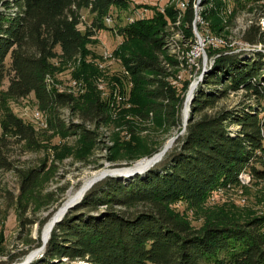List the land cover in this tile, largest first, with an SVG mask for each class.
I'll return each instance as SVG.
<instances>
[{"label": "trees", "instance_id": "16d2710c", "mask_svg": "<svg viewBox=\"0 0 264 264\" xmlns=\"http://www.w3.org/2000/svg\"><path fill=\"white\" fill-rule=\"evenodd\" d=\"M230 1L236 7L226 20L218 15L221 0L203 1L201 17L212 31H221L233 17L234 8L241 9L249 2ZM128 2L0 0V86L8 77L4 95L17 100L33 93L50 128L79 134L89 145L96 141L98 127L107 124L116 109L119 115L114 119L129 115L125 121L140 122L146 131L150 123L164 133L175 127L180 130L183 97L169 77L182 61L167 45L166 30L168 21L179 28L175 23L179 9L174 5L164 12L138 5L151 7V16L117 25L121 41L112 54L119 58L123 73L106 75L108 95L102 97L96 89L100 69L95 60L99 56L87 43L96 42L93 36L97 30L112 29L104 23V16L111 15L112 8H127ZM83 9L91 18L81 31L78 25ZM194 16L190 1L179 22L187 25L185 32L192 37ZM242 38L255 44L264 40V30L250 24ZM224 47L209 51V55H218L196 87L185 130L162 158L128 179L107 176L96 183L53 226L42 255L29 264H264V214H239L227 205L215 206L205 211L199 227H193L173 208L177 202L201 207L216 189L237 185L243 170L252 178L264 177V54L256 50L252 58L241 59L226 51L229 46ZM70 65L71 76L85 86L79 95L61 92L49 81L52 78L54 82L52 76ZM211 85L210 89L203 87ZM239 89L256 98L255 108L218 106L228 93ZM115 90L125 100L116 101ZM62 108L77 111L83 123L66 125ZM0 123V170H8L12 168L10 142L32 147L38 144L37 133L31 123L5 105L0 109ZM231 125L236 129L231 130ZM113 146L116 150L111 159L120 149L127 158L138 159L160 147L150 146L147 135L135 132ZM19 172L21 192L31 190L39 171ZM46 219L43 217L40 225ZM26 252L6 253L0 256V264L16 261Z\"/></svg>", "mask_w": 264, "mask_h": 264}, {"label": "rangeland", "instance_id": "374dc122", "mask_svg": "<svg viewBox=\"0 0 264 264\" xmlns=\"http://www.w3.org/2000/svg\"><path fill=\"white\" fill-rule=\"evenodd\" d=\"M190 1H193L195 13L194 37L187 35L185 32L187 25L179 22V17L183 15L187 3ZM203 1L129 0L128 7L125 9L112 8L110 12L112 22L104 23L108 27L113 28L97 30L93 36L96 42L87 43V48L99 56L96 58L95 63L100 69V74L96 77L95 85L100 95L102 97L106 96L105 91H107V95L109 93L107 74L123 73V67L118 57L113 56V54H102L105 50L112 53V50L120 43L121 36L116 32L117 25H124L130 20L146 18L153 13L151 7L138 5L155 6L160 12H164L169 5H174V7L179 9L178 20L175 22L177 25L179 24V28L172 25L173 21H168L166 30L170 40H168L167 45L171 47L172 51L178 52V58L182 61L174 76L169 77L171 83L176 86L183 97L181 120L184 100L192 82L196 79L198 86L202 81V76L210 69L213 58L218 55L217 52L209 55V51L212 48L225 46L222 49H226L229 46L231 49L226 51L237 54L241 59L252 58L254 56L252 52L256 50L264 54V40H258L255 43V50H253L250 44H247L248 42L242 38L243 31L250 24H254L259 30H264V0H249L248 4L243 8L238 9L240 8L238 6L237 9L234 8L233 17L226 22L221 31H212L207 21L202 19ZM184 2L186 3L185 7ZM221 3L218 15L223 20H226L232 14L233 7L236 6L230 0H221ZM213 10L217 11L216 8H213ZM211 12L207 14L209 17H212ZM81 14L82 18L78 27L81 31H84L89 25L91 17L86 9H83ZM212 38L218 44H212ZM175 42L177 46L174 47ZM201 42L204 43L202 46L203 50H199ZM262 59H264V56H262ZM72 68L73 66L70 65L63 71L53 75L54 82L51 81V84L65 91H73L77 88V94L75 95H79L85 90V86L81 79L71 76L70 71ZM7 84L8 77L6 76L0 86V109L5 105L24 121L31 123L36 130L38 139V144L32 147L26 146L24 142L11 141L8 155L12 162V168L0 170V252L4 253L0 254V256L5 257L6 253L27 249V252L16 261L22 260L27 253L39 246L45 222L66 199L68 192L80 186L82 177L85 174H90L98 169L126 166L144 157L129 159L124 154L123 149H120L116 158L111 159L110 154H115L116 148L114 146L112 148V145L116 140H128L131 137V133L135 132L140 136L147 135L150 146L160 145L158 147L159 150L172 136L178 135L182 128L180 130H178V127L171 128L169 133H164L159 129H154L152 123H150L146 131L141 129L142 124L140 122L132 121L128 123L125 121L129 115L121 119L116 118L119 120L116 121L114 118L119 115V109H116L107 124L98 127L97 139L93 144L89 145L79 138V134H62L50 128L47 114L39 109L33 93L17 100L5 96L4 91ZM203 87L210 89L213 85ZM248 93L243 89L230 92L218 102V106L224 105L232 109L238 105H253L252 108H255L258 101L256 98L249 96ZM114 96L116 101L123 100V95L117 90L114 91ZM69 109L62 108L60 112L65 124L83 123L78 117L77 111L71 113ZM36 110H39V118L42 119L43 123L37 120V115H32V112ZM86 126L90 129L93 128L91 124H86ZM230 128L234 130L236 126L231 125ZM1 130L0 123V134ZM31 168L39 171L38 177L33 188L22 193L20 190L21 173L19 170L27 171ZM244 175L249 177V180L244 179V181L249 182L243 183V181H239L235 186L216 189L199 208H192L185 202H177L173 205V208L181 215H184L193 227H199L205 220L207 213L205 211L215 206L227 205L239 214L252 213L253 215H262L264 214V177L252 178L251 174L246 170H244ZM107 176L109 175L105 177ZM105 177L93 181L83 192L82 197ZM129 177L120 178L128 179ZM101 208H103V205L100 206ZM45 216H47V219L40 225L39 221Z\"/></svg>", "mask_w": 264, "mask_h": 264}, {"label": "bare ground", "instance_id": "6f19581e", "mask_svg": "<svg viewBox=\"0 0 264 264\" xmlns=\"http://www.w3.org/2000/svg\"><path fill=\"white\" fill-rule=\"evenodd\" d=\"M110 21L112 22V16L111 15H105L104 16V22L105 23H111ZM130 22H132V21H130ZM255 47L256 46H251V49L255 50ZM51 80H52V78L49 79L50 82H51ZM197 83L198 82H197L196 79L192 82L191 87H190V89H189V91L187 93V96H186L185 100H184V104H183V108H182V120H181L182 122H181V124L184 122L185 116H186L187 112L189 111L188 109H189V106H190V97H191V94H194L196 86H197ZM59 90H61V89H59ZM147 163H148V157H145V158L137 160L134 163L132 168L141 169L144 166H146ZM103 171H105V169H98V170H96V171H94V172H92L90 174H85L82 177V182H81L80 186L77 189L68 192V195H67L66 199L57 208V210L54 212V214L45 222V224L43 226V229H42V232H41L39 246L36 247L35 249L31 250L29 253H27L24 258H27V259L31 258V256L36 254L41 248H43L45 246L46 241L48 240V235L50 234V231H51V229L53 227L54 218L60 216L61 214H64L66 206L72 200L80 197L83 194V192L88 188V186L93 182V180L98 178L103 173ZM240 173L238 174V177H239ZM244 179L245 180H249L248 175H247V177H246V175H244Z\"/></svg>", "mask_w": 264, "mask_h": 264}, {"label": "water", "instance_id": "95a60500", "mask_svg": "<svg viewBox=\"0 0 264 264\" xmlns=\"http://www.w3.org/2000/svg\"><path fill=\"white\" fill-rule=\"evenodd\" d=\"M194 97V94H191V97H190V103L192 101ZM190 111V106H189V109ZM189 111L187 112L186 116H185V119H184V122L182 123V128H181V131L178 133H182L184 130H185V126H186V123L188 121V118H189ZM177 137V135L175 136H172L168 142L166 144H164L162 146L161 149H159L158 151L154 152L153 154L149 155V156H144L142 158H145V157H148V163L146 164V166H144L143 168L141 169H134L132 168L134 163L133 162L132 164H128L126 166H118V167H113V168H106L105 171H103V173L98 177L96 178L95 180H98L102 177H105L106 175H109V176H120V177H131L137 173H143L144 171L148 170L151 166H153L156 162H158L162 156L164 155V153L168 150V148L172 145L173 141L175 140V138ZM140 158V159H142ZM139 160V159H138ZM93 180V181H95ZM83 195V194H82ZM82 195L74 200H72L65 208V211H64V214L67 212V210L71 207H73L75 204H77L81 198H82ZM64 214H61L60 216L58 217H55L54 220H53V225H55L56 223H58L62 217L64 216ZM50 234L48 235V238H49ZM45 247V246H44ZM44 247L41 248L36 254H34L33 256H31V258L27 259V258H23L22 260L20 261H14V262H11V263H8V264H29L33 259L39 257L42 255L43 251H44Z\"/></svg>", "mask_w": 264, "mask_h": 264}, {"label": "built area", "instance_id": "2783aa9c", "mask_svg": "<svg viewBox=\"0 0 264 264\" xmlns=\"http://www.w3.org/2000/svg\"><path fill=\"white\" fill-rule=\"evenodd\" d=\"M186 6V3L184 2V7ZM131 21V20H130ZM111 22V21H110ZM194 23H195V18L193 19V21H192V26H194ZM212 44H214V45H216V44H218L216 41H215V39L214 38H212ZM203 42H201V48H199V50H203ZM247 44H249V43H247ZM250 46H256V44H250ZM102 54H107V55H112V53L111 52H108V51H104V53H102ZM79 85V84H78ZM77 85V86H78ZM61 92H65V93H72V94H77V88H75L73 91H62V90H60ZM105 94L107 95V91H105ZM125 96L123 95V100H125ZM32 115H37V120H40L41 121V123H43V121H42V119L41 118H39V110H36V111H33L32 112ZM238 181H243V183H247V182H249V181H244V170L243 171H241V173H240V175H239V177H238Z\"/></svg>", "mask_w": 264, "mask_h": 264}]
</instances>
